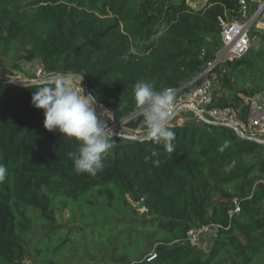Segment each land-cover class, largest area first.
Listing matches in <instances>:
<instances>
[{
    "label": "trees",
    "instance_id": "obj_1",
    "mask_svg": "<svg viewBox=\"0 0 264 264\" xmlns=\"http://www.w3.org/2000/svg\"><path fill=\"white\" fill-rule=\"evenodd\" d=\"M257 7V0H247L244 14L240 0H209L201 9L187 0H0V66L39 61L48 74L80 76L97 103L123 121L140 111L137 82L154 81L157 91L181 90L222 47L220 19L243 20ZM250 36L261 47L225 65L233 80L224 77L216 89L217 107L234 109L246 103L244 98L249 102L264 93V30ZM240 67L248 69L244 79L235 74ZM44 84L0 79V163L8 168L0 183V264H24L32 230L41 225L50 232L35 245L33 263L72 264L61 256L73 243L62 239L56 211L129 214L133 207L126 197L143 202V223L133 221L126 234L121 229L131 223L105 220L99 236L126 235L130 248L140 246L142 237L151 241L136 260L119 251L115 264H264L260 144L196 120L168 126L175 133L171 153L151 139L119 138L102 171L95 177L77 174L68 153L78 151L79 142L48 132L43 111L32 106L33 94ZM248 111L241 109V121H247ZM142 121L127 126L137 129ZM234 200L241 212L230 219ZM208 223L221 228L204 255L185 239L190 229Z\"/></svg>",
    "mask_w": 264,
    "mask_h": 264
},
{
    "label": "clouds",
    "instance_id": "obj_2",
    "mask_svg": "<svg viewBox=\"0 0 264 264\" xmlns=\"http://www.w3.org/2000/svg\"><path fill=\"white\" fill-rule=\"evenodd\" d=\"M82 79L70 73L54 74L50 83L36 90L31 103L35 109L43 111L44 128L48 132L79 142L78 151L68 153L73 170L95 177L104 168V158L112 148L115 133L106 119L109 111L98 106L94 95H85ZM134 98L148 138L162 143L167 152H173L175 133L168 127L176 99L172 91H157L154 81L141 80L134 86ZM98 107L102 110L98 111ZM7 176L8 168L0 163V183Z\"/></svg>",
    "mask_w": 264,
    "mask_h": 264
},
{
    "label": "built area",
    "instance_id": "obj_3",
    "mask_svg": "<svg viewBox=\"0 0 264 264\" xmlns=\"http://www.w3.org/2000/svg\"><path fill=\"white\" fill-rule=\"evenodd\" d=\"M257 1V10L249 18L232 22L220 19L222 47L217 51L215 59L209 62L202 73L195 78V83L187 87V91H184L186 88L183 90H172L176 99L168 126L174 118L184 113H189L197 121L203 123L207 121L215 126L230 128L239 137L254 141L262 146V161L264 164V93L249 100L248 118L245 122L238 118L237 112L233 108L217 107L214 96L217 83L216 71L228 63L244 58L252 48L253 41L250 33L253 30L264 29L260 26V21L264 18V0ZM240 4L243 13L246 14L247 0H240ZM37 74L41 76L44 75V72L42 69H38ZM86 92L87 94L89 93L88 89ZM98 106H102L103 109L109 111L106 114L108 116V124L115 133L112 147L117 145V138H130L129 134H126L123 130L134 134L141 133L136 132L137 129L128 128L127 126L129 123L143 118L141 110L129 114L123 121H116L110 109L100 104ZM97 109L102 110L101 107ZM141 125H144L143 121ZM118 131L122 132L121 135L117 133ZM131 137H134V135L132 134ZM240 212V204L237 200H234V207L228 211L229 218L233 219ZM220 228L221 226L211 223L199 228H192L188 231L185 241L198 250L206 252L207 244L216 236ZM155 257L156 254L153 253L151 259Z\"/></svg>",
    "mask_w": 264,
    "mask_h": 264
},
{
    "label": "rangeland",
    "instance_id": "obj_4",
    "mask_svg": "<svg viewBox=\"0 0 264 264\" xmlns=\"http://www.w3.org/2000/svg\"><path fill=\"white\" fill-rule=\"evenodd\" d=\"M252 47H254L256 51L260 49L261 46L259 47L257 39L252 43ZM0 62H4V61L1 60ZM38 69H42L44 75L39 76L37 74ZM246 71H248L247 68L240 67L237 70H235V74L239 79H244L246 77L245 74ZM52 76L53 74H48L44 71L43 65L39 61H36L34 63H14V62L6 61L2 66H0V79L4 80L9 84L31 85V84L43 82L45 80H48L47 82H51ZM73 76L82 78L80 76H75V75ZM215 77L217 78L216 89L218 90L223 85L224 77H229L231 81L233 80V73L229 70L228 66L224 65L222 66L221 69H219L218 73L217 72L215 73ZM241 84L242 83L239 82V85ZM81 86L85 90V94L87 95L86 92L87 84L84 79H82ZM244 101L246 102L245 104L242 105L236 104L234 108V110L237 112V116L239 119L241 115L240 112L241 109L246 106L249 107L248 100L244 98ZM106 119H108L107 115H106ZM205 124L209 126L210 125L214 126L215 128L222 127V126H215L209 123H205ZM143 126L145 125H141V126L139 125V127L137 128L136 132H141L139 134L136 133L134 134L127 130H123V131L126 134H129L130 139H132L131 137L132 134L134 135V137H142L143 135L146 134L145 133L146 130L142 128ZM117 133L121 135L122 132L118 131ZM118 139L119 138H117V141L120 140ZM126 198L129 201L130 205L133 207V209L129 210V214L111 215V213L108 212V214H110L108 217H101L98 216L94 211L86 209L89 207H82L86 209L84 212L81 209H77L74 216L72 215V211L69 208H64L61 211H56L55 213L56 225L63 226V230L62 232H60L62 239L70 238L73 243L68 248V250L67 249L65 250V253L61 256H65L64 259L68 263H72V264H83V263L84 264H115V262L117 261L116 260L117 255L121 253L119 251L124 252L123 255L128 261L138 259L137 255L141 251H143L145 245L151 241L149 238L141 236L143 240L138 241L140 246L134 247L132 245L133 247L130 248L128 244H130L131 241L127 239L126 235L124 237L122 236L123 238L120 237L122 239H119L115 235L114 237H110L107 235H105L104 237L99 236L100 233L105 232L103 228V223L105 220H107L106 222L108 223L109 222L113 223L121 219L128 223H131L128 226L127 225L123 226L121 229V231H123L126 234H128L129 230L131 229V226L134 223L133 221H135V223L136 222L143 223L142 215L146 212V209H140L138 203L135 200H132L130 197H126ZM69 204H71V202H69ZM85 229L88 230L84 231ZM49 232L50 231L48 227L44 225H41L40 227L34 228L32 230L30 236L32 242L29 243L28 255L27 258L25 259L24 264H34L33 262H35L34 259L37 255L35 251V245L39 242H43L45 236L49 234ZM138 232L135 231L132 237H135ZM135 240L136 238L132 239V243ZM50 242L53 243L56 242V240L55 241L50 240ZM213 242H214V238L211 239L210 242L207 244V251L203 252L204 255H206L209 249H211ZM117 249L119 250L117 251ZM47 254L49 256H53L52 255L53 251L50 250V253Z\"/></svg>",
    "mask_w": 264,
    "mask_h": 264
},
{
    "label": "crops",
    "instance_id": "obj_5",
    "mask_svg": "<svg viewBox=\"0 0 264 264\" xmlns=\"http://www.w3.org/2000/svg\"><path fill=\"white\" fill-rule=\"evenodd\" d=\"M187 1H188V4L191 5L194 9H201L203 6H205L207 4V2L209 0H187ZM260 26L262 28H264V18L261 19ZM194 123H196V120L189 113H184V114L179 115L178 117L174 118L169 126L186 125V124L190 125V124H194ZM142 128L144 130H146L145 126H143ZM119 138L130 139L127 137H119Z\"/></svg>",
    "mask_w": 264,
    "mask_h": 264
},
{
    "label": "water",
    "instance_id": "obj_6",
    "mask_svg": "<svg viewBox=\"0 0 264 264\" xmlns=\"http://www.w3.org/2000/svg\"><path fill=\"white\" fill-rule=\"evenodd\" d=\"M45 83H50V82H45ZM193 83H195V79L193 81H191L190 83H188L187 85H185L182 90L184 88H187L188 86L192 85ZM20 85V84H17ZM88 89V87L86 86V90ZM205 123H209L207 121H205ZM133 140H137V141H146V140H150L147 136V134L143 135L142 137H132ZM136 202L139 205L140 209H145L143 202H141L139 199H136ZM144 215H147L146 213H144Z\"/></svg>",
    "mask_w": 264,
    "mask_h": 264
},
{
    "label": "bare ground",
    "instance_id": "obj_7",
    "mask_svg": "<svg viewBox=\"0 0 264 264\" xmlns=\"http://www.w3.org/2000/svg\"><path fill=\"white\" fill-rule=\"evenodd\" d=\"M86 95V94H85Z\"/></svg>",
    "mask_w": 264,
    "mask_h": 264
}]
</instances>
